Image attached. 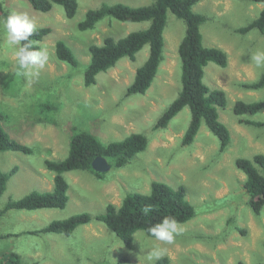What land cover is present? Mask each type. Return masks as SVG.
<instances>
[{
    "label": "rangeland",
    "instance_id": "374dc122",
    "mask_svg": "<svg viewBox=\"0 0 264 264\" xmlns=\"http://www.w3.org/2000/svg\"><path fill=\"white\" fill-rule=\"evenodd\" d=\"M0 2L10 12L28 15L36 28H51L49 36L39 43L47 50L49 60L33 78L18 73L13 49L0 32V113L6 116L1 125L9 138L32 150L30 154L0 153L1 172L18 169L0 198V210L9 200L52 191L53 173L45 169L44 161L63 160L68 155L71 127L93 133L103 144L121 141L131 134H143L149 141L146 151L121 169L111 168L102 179L89 172L65 173L69 186L65 209L7 212L0 218V236L7 235L0 239V251L17 254L21 264H149L145 250L160 246L167 249L164 257L170 264H264V210L258 217L251 212L242 189L245 176L235 166L238 158L252 160L255 155H264V128L240 122H263L264 109L254 116L239 117L233 112L237 101H264V89L243 88L257 81L264 71L256 69L248 56L257 49L264 50V33L236 32L258 17L262 4L250 0H202L193 8L206 18L200 27L203 45L221 49L228 57L225 68L209 63L203 77L206 86L226 95V106L218 109V116L230 132L231 141L220 154L217 139L204 124L191 145H181L190 122L188 108L166 128H154L181 90L178 46L185 25L170 12L164 31L163 61L144 95L126 97V90L136 70L146 62L148 46L134 60L121 59L114 68L99 74L94 85L83 84L90 45H101L107 37L119 40L150 25L107 17L93 30L81 32L77 25L85 14L103 4L141 7L153 0H78L73 19H67L57 5L44 14L33 10L26 0ZM57 41L65 42L73 51L76 67L56 58ZM40 103L56 110L48 114L39 109ZM152 182L164 183L174 190L183 187L186 199L195 207V217L182 224L184 231L172 244H162L137 232L134 239L138 238L140 244L134 240V248L129 250L95 220L77 228L70 237L27 234L76 214L102 215L108 204L119 207L128 194H148Z\"/></svg>",
    "mask_w": 264,
    "mask_h": 264
},
{
    "label": "trees",
    "instance_id": "16d2710c",
    "mask_svg": "<svg viewBox=\"0 0 264 264\" xmlns=\"http://www.w3.org/2000/svg\"><path fill=\"white\" fill-rule=\"evenodd\" d=\"M33 10L40 13H49L53 5L63 8L67 19H73L77 14L78 0H26ZM202 0H153L150 5L131 7L123 4L105 5L98 9L89 10L84 19L78 23L81 32L93 30L103 19L110 17L122 23L149 22L147 29L133 32L119 40L112 37L104 39L101 45H90L88 50L90 60L83 75V84L90 87L96 83L101 73L114 68L124 58L134 60L145 46L149 47L146 62L136 70L131 85L126 90V97L144 95L151 87L159 67L163 61L164 31L167 24V14L170 12L185 25V34L178 46V56L181 63V90L176 99L163 112L155 124V129L166 128L184 108L190 111V122L185 131L181 145H191L200 128L204 124L207 130L218 141V152L224 153L231 141L230 132L219 121L218 109L226 106L225 92L220 89H210L203 83L204 69L209 63L221 68L228 65L227 54L218 48H208L203 45L200 32L201 25L206 18L193 11V8ZM255 4H262L264 0H250ZM11 12L6 10L0 2V19L6 18ZM256 30L264 33V8L258 17L247 26L236 32L241 35ZM51 28H36L30 38L38 41L34 45L40 49L41 43L49 34ZM56 58L72 67L78 65L73 51L63 41L55 43ZM246 90L264 89V71L260 78L252 83L243 85ZM39 109L51 112L56 110L52 105L40 103ZM264 109V101L246 103L237 101L233 112L236 116H254ZM48 112V114H49ZM6 118V116H4ZM0 113V153L13 151L30 154L31 148L9 138L3 130L1 122L4 120ZM241 123L258 128H264L263 122L242 120ZM149 141L143 134H131L121 141L103 144L93 133L77 127L70 129L68 155L63 160H45L44 167L53 173V189L51 192H32L19 200H9L0 210V218L7 212L39 210H63L68 202V184L65 173L72 171L89 172L97 179H102L105 173H96L92 169V162L97 157L105 158L111 168L125 167L136 155L146 151ZM236 168L241 171L245 180L242 189L248 196V206L251 212L260 216L264 210V155H255L252 160L238 158ZM17 167L9 172L0 171V198L6 191L9 178L17 173ZM151 206V212L145 214L143 209ZM195 207L186 199V190L180 187L176 190L161 182H152L148 194H128L119 207L113 204L106 206L102 215L92 217L88 213L73 215L65 220L52 221L44 228L27 232L29 235L57 234L70 237L79 227L90 224L93 220L102 223L113 233L124 246L134 248V235L143 232L152 225L160 222L165 216L175 217L181 224H185L195 217ZM26 233V232H25ZM148 237V236H147ZM7 235L0 236V239ZM0 264H21L20 257L7 251H0ZM156 264H170L169 259L163 257Z\"/></svg>",
    "mask_w": 264,
    "mask_h": 264
},
{
    "label": "clouds",
    "instance_id": "9594fccd",
    "mask_svg": "<svg viewBox=\"0 0 264 264\" xmlns=\"http://www.w3.org/2000/svg\"><path fill=\"white\" fill-rule=\"evenodd\" d=\"M36 31V26L26 14L11 12L6 18L0 19V32L3 33L4 42L13 49L16 68L20 75L26 78L38 77L48 60L46 49L34 47L38 41L30 39ZM250 63L256 69L264 70V50L257 49L249 55ZM151 206L144 207L145 214L151 212ZM184 231L183 225L173 216H165L160 222L145 230V235L162 244H172L177 236ZM139 242V239H134ZM140 244V242H139ZM149 264H156L166 254L167 249L153 246L145 250Z\"/></svg>",
    "mask_w": 264,
    "mask_h": 264
},
{
    "label": "water",
    "instance_id": "95a60500",
    "mask_svg": "<svg viewBox=\"0 0 264 264\" xmlns=\"http://www.w3.org/2000/svg\"><path fill=\"white\" fill-rule=\"evenodd\" d=\"M92 169L96 173H102L103 174V173H107L108 171H110L111 166L105 158L97 157L92 162Z\"/></svg>",
    "mask_w": 264,
    "mask_h": 264
}]
</instances>
